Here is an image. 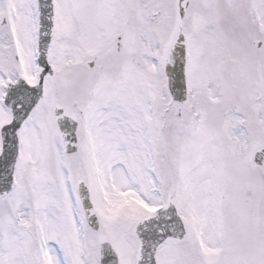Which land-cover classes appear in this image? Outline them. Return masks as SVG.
Listing matches in <instances>:
<instances>
[{
	"label": "snow or ice",
	"instance_id": "obj_1",
	"mask_svg": "<svg viewBox=\"0 0 264 264\" xmlns=\"http://www.w3.org/2000/svg\"><path fill=\"white\" fill-rule=\"evenodd\" d=\"M0 264H264V0H0Z\"/></svg>",
	"mask_w": 264,
	"mask_h": 264
}]
</instances>
